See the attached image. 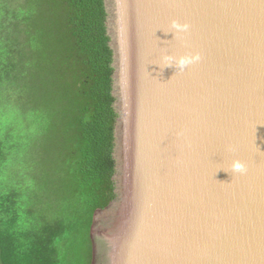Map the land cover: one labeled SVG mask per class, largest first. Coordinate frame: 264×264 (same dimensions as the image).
I'll return each instance as SVG.
<instances>
[{
  "label": "water",
  "instance_id": "water-1",
  "mask_svg": "<svg viewBox=\"0 0 264 264\" xmlns=\"http://www.w3.org/2000/svg\"><path fill=\"white\" fill-rule=\"evenodd\" d=\"M103 3L115 199L93 215L91 264H264V0Z\"/></svg>",
  "mask_w": 264,
  "mask_h": 264
},
{
  "label": "trees",
  "instance_id": "trees-1",
  "mask_svg": "<svg viewBox=\"0 0 264 264\" xmlns=\"http://www.w3.org/2000/svg\"><path fill=\"white\" fill-rule=\"evenodd\" d=\"M103 0H0V264H91L115 199Z\"/></svg>",
  "mask_w": 264,
  "mask_h": 264
},
{
  "label": "clouds",
  "instance_id": "clouds-1",
  "mask_svg": "<svg viewBox=\"0 0 264 264\" xmlns=\"http://www.w3.org/2000/svg\"><path fill=\"white\" fill-rule=\"evenodd\" d=\"M170 28L175 30L173 34L177 35L180 32H186L189 28L187 23L181 24L176 20L170 22ZM169 61V66H173L176 70H183L185 66L198 61L200 59L199 53L183 54L179 56L166 55ZM247 171L246 164L240 160H232L228 165V171L230 173L244 174Z\"/></svg>",
  "mask_w": 264,
  "mask_h": 264
}]
</instances>
